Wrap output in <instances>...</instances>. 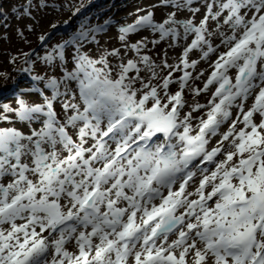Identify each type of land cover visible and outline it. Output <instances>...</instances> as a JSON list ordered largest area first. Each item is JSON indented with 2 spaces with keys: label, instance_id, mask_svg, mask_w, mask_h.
Instances as JSON below:
<instances>
[{
  "label": "snow or ice",
  "instance_id": "6c2138e0",
  "mask_svg": "<svg viewBox=\"0 0 264 264\" xmlns=\"http://www.w3.org/2000/svg\"><path fill=\"white\" fill-rule=\"evenodd\" d=\"M162 2L172 9L162 23L148 11L119 27L137 60L123 62L119 49L93 58L85 45H99L105 29L87 18L44 55L30 49L11 58L28 65V91L43 99L0 103V121L12 113L40 125L0 127V264H264V0ZM84 7L63 6L72 17ZM49 8L62 10L56 0L13 9L17 20L33 21L17 28L24 43L39 24L34 12ZM0 18L8 19L2 6ZM60 27L39 34L38 47ZM141 28L159 34L153 44L190 40L180 64L157 65L143 54L146 38L128 45ZM194 50L205 61L216 56L203 88L189 85L203 75L189 71L199 63L189 59ZM109 57L120 58L115 68ZM140 64L150 77L140 76ZM157 68L183 75L160 77ZM173 83L179 90L170 93ZM186 87L196 96L214 91L182 116ZM202 109L194 129L193 112Z\"/></svg>",
  "mask_w": 264,
  "mask_h": 264
},
{
  "label": "rangeland",
  "instance_id": "374dc122",
  "mask_svg": "<svg viewBox=\"0 0 264 264\" xmlns=\"http://www.w3.org/2000/svg\"><path fill=\"white\" fill-rule=\"evenodd\" d=\"M83 3L85 7L82 9L81 13L77 16L72 17V12L65 10L63 6L71 7L72 5H79ZM25 0H0V6L5 13L8 14V19L5 21L4 19L0 18V73L9 74L10 75V83L6 85L3 90H0V103L2 104H9L12 107H18L17 98H23L26 102L32 103L41 102L42 97L31 93L28 91L29 86L32 85L34 82L31 80V77L28 73L24 71H20L19 73H15V67L22 68L28 67L23 61V59L17 60L15 64L11 63L10 60L13 56L17 55L20 51L27 52L30 49H36V51L40 55H44L47 51H49L52 45L56 44L57 42H62L63 39H66L71 31L75 29L80 23L84 22L82 17L87 16L86 11L89 6H93L91 0H56V4L62 7V10L57 12L53 11L52 8L47 9L46 11L34 12L37 20H39V24L35 25L36 31L28 33L26 32L27 40L30 43H24L20 37L17 35V28H23L28 23H33L31 20L22 19L17 20L16 14L13 13V9H20L24 5ZM155 3H160V6L155 8ZM116 9H112V13H103L97 14L94 17L87 18L91 25L95 26L97 24L104 25V31L102 33L97 34V38L99 40V45H85L87 52L93 56V58H98L100 53L104 50H112V49H119L121 58L123 62H126L129 59L137 60L138 56L135 51L130 50V48H126L124 46V42L120 41L119 39V27L126 26L129 24H135L136 20L139 16L146 15L148 11H152L154 13V20L155 22L162 23L163 19L166 18L167 14L172 11L171 8L163 6L162 0H119L114 5ZM69 17H72L70 21V25H64L65 20H69ZM52 23H56L60 25L58 31L55 32L54 38L50 41L47 48L45 47H38V35L42 32H47L50 30V25ZM5 24L8 27H5ZM147 39L149 41L147 48L143 50V54H147L151 57V59L157 64L160 65L164 60L167 61V64L174 65L173 57L175 55H180L182 53L183 43H188L189 41H180L178 46L169 47L168 43L161 41L159 44H153L151 41L159 40V34L153 32L150 28L139 29L135 33L129 34L127 44L131 45L133 43H137L143 39ZM219 42V39H214V45ZM176 43V42H173ZM219 51H226L224 47ZM166 53V55H165ZM201 54L199 50H194L192 53L189 54V59L193 57H199ZM215 55H212L210 59L215 58ZM112 66L115 68L116 65L120 62V58H113L109 57ZM24 66V67H23ZM143 70L140 73L141 77L148 78L151 76V72L144 69L143 64L139 65ZM72 65H69L71 68ZM198 67L195 70H192L193 77L199 75V72H203V75L199 77V79H195L189 82V85L192 88L199 87L200 80L206 81L208 73H204L205 68L200 67L198 72ZM21 68V69H22ZM62 70V69H61ZM14 72V73H13ZM157 72L160 77H166L169 74L172 76L173 80L175 78L181 77L179 71L175 68L168 69V68H157ZM135 73H132L134 75ZM113 75H116V72H113ZM8 76V75H7ZM3 76H0V84L3 83L2 80ZM153 83L159 84L162 83L161 80H153ZM140 85L137 84L136 87ZM179 90L178 83L170 84L168 91L170 93H175ZM50 92V90H48ZM163 95V93H161ZM208 93H201L199 96L194 95V93L190 90V88L186 87L184 89V99L186 101L185 108L183 109L181 115L183 116L185 113L191 111V105L195 103L200 104H207L208 103ZM252 99H249L247 104L250 106L252 104ZM247 106V107H248ZM206 111V109H205ZM203 109L200 112H193L194 119L192 120L193 127L195 129L196 125L198 124V120L195 117L202 116L204 114ZM236 109H233V113L235 114ZM10 116L9 121H0V127H16L19 130L28 131L29 127H39L38 123H34L32 125H26L23 122H19L15 119L14 114L9 113ZM256 122H259L260 117L257 115L254 117ZM225 130L224 127L221 128V132ZM161 135L162 134H158ZM217 140V136L211 138L210 141L214 142ZM217 145L208 144V150L216 147ZM222 157H218L221 159ZM204 167L205 165H201ZM210 169L212 165H207ZM200 173L197 172V177H199ZM198 184V179L195 184H191L188 188V191H194L195 187ZM195 198V197H193ZM46 234V233H45ZM174 239V237H171ZM70 250H74L70 248Z\"/></svg>",
  "mask_w": 264,
  "mask_h": 264
},
{
  "label": "bare ground",
  "instance_id": "6f19581e",
  "mask_svg": "<svg viewBox=\"0 0 264 264\" xmlns=\"http://www.w3.org/2000/svg\"><path fill=\"white\" fill-rule=\"evenodd\" d=\"M155 4H156V5H155V8L158 7V6H160V3H155ZM142 16H143V15H142ZM141 29H144V28H141ZM192 38H194V37H192ZM192 38H190V39H192ZM188 43H190V40H189ZM185 44H186V43H183V46H184ZM217 44H219V42H217ZM222 47H223V46H221L220 49H222ZM220 49H219V50H220ZM182 51H183V47H182ZM181 58H182V53H181L180 55H175V56L173 57L174 65H178V64H180ZM215 59H216V57L214 58V60H213V59H209L208 61H205V60L200 59V56H199V57H197V58H196V57L191 58L190 61H191V60H197V61H199L198 65H199L200 67L205 68L204 73H208L207 75H210V73H211L212 70H213V68L210 66V64H211L213 61H215ZM198 65H197V66H198ZM181 67H182V65H181ZM200 67H198V72H199V68H200ZM189 71L192 72L191 69H189ZM179 73H180L181 76L183 75V72H182V71H179ZM199 73H201V72H199ZM229 75L232 76L233 79H234V77H235V75H236V70H234V69L231 70L230 73H229ZM179 77H180V76H179ZM179 77H178V78H179ZM178 78H175L174 80H178ZM189 82H190V81H189ZM205 82H206V81L200 80L198 86H200L201 88H203ZM212 91H214V87L211 88L210 91L208 92V95H207V96H208V99H210V97H211V92H212ZM246 104H247V103H246ZM247 106H248V105H245V109H246V110H247V108L249 107V106H248V107H247ZM203 111H205V109H203ZM234 115H235V114H234ZM222 127L225 128V130H224L223 132H226V131L228 130V125H227V124H225V125L222 126ZM237 127H238V128H239V127H242V125L238 124ZM193 134H194V133H193ZM220 139H221V137L218 135V136H217V140L214 141V142L210 141L209 144L212 143V145H217V142H218ZM225 144H227V142H225ZM201 167H202V166H201Z\"/></svg>",
  "mask_w": 264,
  "mask_h": 264
},
{
  "label": "trees",
  "instance_id": "16d2710c",
  "mask_svg": "<svg viewBox=\"0 0 264 264\" xmlns=\"http://www.w3.org/2000/svg\"><path fill=\"white\" fill-rule=\"evenodd\" d=\"M91 1H92V4L93 3L94 4H93V6H89V8L86 11H84V12H87V16L82 17L83 20H85L86 18H89V17L90 18L94 17L97 14H103V13L106 14V13L110 12L112 9H116V7L114 5L119 0H91ZM112 12L113 11H111L110 13H112ZM18 66L15 67V69H14L15 73H19L23 69L22 65L20 67H18ZM7 75L8 76L6 78L4 76L2 78L3 83L0 84V90H3V88L10 83V75L9 74H7Z\"/></svg>",
  "mask_w": 264,
  "mask_h": 264
}]
</instances>
